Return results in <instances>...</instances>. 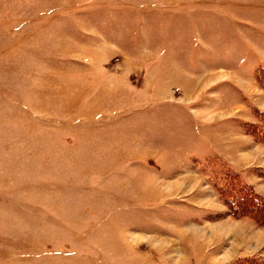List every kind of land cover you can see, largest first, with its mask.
Wrapping results in <instances>:
<instances>
[{"label": "rangeland", "instance_id": "rangeland-1", "mask_svg": "<svg viewBox=\"0 0 264 264\" xmlns=\"http://www.w3.org/2000/svg\"><path fill=\"white\" fill-rule=\"evenodd\" d=\"M263 113L264 0H0V264H264Z\"/></svg>", "mask_w": 264, "mask_h": 264}, {"label": "trees", "instance_id": "trees-1", "mask_svg": "<svg viewBox=\"0 0 264 264\" xmlns=\"http://www.w3.org/2000/svg\"><path fill=\"white\" fill-rule=\"evenodd\" d=\"M263 115H264V113H263ZM262 122H264V117L262 118ZM261 126L262 127L258 126L259 130H256L255 132H257V134L260 136L259 138L264 139V123ZM256 128H257V126H256ZM244 192H246V193H244L243 195H251V197H252V201H250L249 206L254 211L253 217L255 216L259 220H264V198H261L258 195L249 193L247 190H245ZM237 198L245 200V198L241 197V196H237ZM231 206H232V210L239 215L244 212V209H241V206H239L238 203H236L235 205H231Z\"/></svg>", "mask_w": 264, "mask_h": 264}]
</instances>
